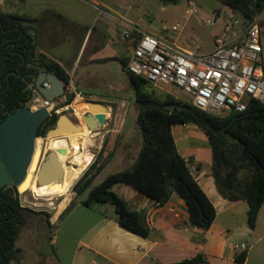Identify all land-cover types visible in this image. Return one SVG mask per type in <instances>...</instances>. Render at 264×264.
<instances>
[{"label":"trees","instance_id":"16d2710c","mask_svg":"<svg viewBox=\"0 0 264 264\" xmlns=\"http://www.w3.org/2000/svg\"><path fill=\"white\" fill-rule=\"evenodd\" d=\"M160 1L168 4L180 0ZM219 1L237 9L246 26L264 11V0ZM29 21H32L29 16L6 12L0 6V122L8 114L29 106L41 72H51L65 83L70 80V75L61 64L39 52L37 35L30 31ZM124 65L126 67L127 61ZM128 75L135 90L141 147L132 165L109 173L96 184L118 149L115 145L108 152L104 143L74 185L77 197L87 193L81 204L90 208L97 204H109L114 207L120 225L149 237L152 230L145 212L131 209L127 201L113 190L115 185L122 183L160 205L176 194L185 201L192 225L210 229L217 217L216 207L191 170V161L180 153L173 134L174 125L194 124L209 139L212 175L219 192L227 199L247 202L248 225L255 229L264 205V101L250 98L243 112L232 110L220 115L199 109L190 98L186 101L171 92L156 90L157 85L142 76L131 72ZM58 118V115L45 118L39 126L38 137H46ZM37 213L41 212L21 205L17 186L0 188V264L18 260L21 249L16 243L21 228L27 215ZM46 215L50 228L49 214ZM247 256L248 251L241 252L236 259L245 262ZM207 261V257L199 253L168 264H200Z\"/></svg>","mask_w":264,"mask_h":264},{"label":"crops","instance_id":"0c3cea01","mask_svg":"<svg viewBox=\"0 0 264 264\" xmlns=\"http://www.w3.org/2000/svg\"><path fill=\"white\" fill-rule=\"evenodd\" d=\"M138 1L0 0V6L6 12L32 18L29 21L32 28L30 31L37 35L39 52L64 67L70 79L88 97L89 102L85 103L99 102L104 105L108 109V120L114 113L122 114L121 117L125 118L131 106V92L128 99L120 98L118 92L128 88L135 93L124 65L135 47V40L125 39L123 36L126 24H137L143 30L162 37L160 30L152 23L146 25V22L141 23V18H133ZM99 9H103L105 13H101ZM218 40L214 48L202 52L214 51ZM234 41L237 40L229 42ZM38 98L39 101L43 100L42 96L38 95ZM82 108L83 106L78 109ZM78 109L76 108V114L83 120ZM90 113L96 116V112L90 110ZM173 134L180 153L191 161V170L216 207L217 217L211 228L205 230L193 226L185 201L176 194L167 203L160 205L133 187L120 183L113 190L127 201L131 209L145 212L152 230L150 236L144 237L120 225L115 209L109 204H97L91 208L83 205L87 209L84 213L89 223L76 238L77 249L81 254L77 259L74 257L70 264H168L199 253L208 259L206 263L200 264H251L252 255L249 250L245 262L236 259L241 252L235 249L238 244L231 241L239 229L243 230L249 240L255 237L256 228H250L247 221L248 204L244 200L227 199L219 192L212 175V150L210 162L203 163L202 148H207V135L194 124L174 125ZM192 135L202 143L187 146ZM179 142L184 148L180 147ZM115 145L116 143L108 147V151H112ZM128 148L129 146H125L117 149L99 177L103 175L104 178L109 174L107 170L114 160L119 161V170L132 165L136 156L131 155ZM77 203L81 204V199L55 213L50 219L51 225L59 221L73 206L76 208ZM263 209L264 205L259 220ZM58 240L57 234L53 241L57 243ZM45 263L54 264L48 257Z\"/></svg>","mask_w":264,"mask_h":264},{"label":"rangeland","instance_id":"374dc122","mask_svg":"<svg viewBox=\"0 0 264 264\" xmlns=\"http://www.w3.org/2000/svg\"><path fill=\"white\" fill-rule=\"evenodd\" d=\"M193 1L196 12L194 15L192 14L188 18H185L184 15L185 9L188 6V0H180L178 3L168 4H164L160 0H139L134 7L133 18L135 20L141 18V23L146 22V25L152 23L157 30H160V35L164 39L175 41L177 44L190 49L200 47L201 51L210 50L214 48L217 39L224 42L232 40H237L236 42L241 41V37L246 28V21L237 9L231 8L219 0ZM262 13L260 14L263 16L261 21L263 30L261 56L264 64V11ZM209 18L216 19V24L214 26L206 23ZM178 24L179 27L174 30L173 28ZM227 25L231 26V30L228 32L225 31ZM155 88L161 92H171L180 99L190 101L189 96L181 88L174 85L160 84L155 86ZM130 92L132 95V103L127 110L125 118L114 113V115L111 116V119L107 120L105 125L96 130H90L84 118L81 120L79 115L76 114L77 111L76 113L68 114L73 120H79L83 125V129L85 128V140H82L84 141L83 147L78 148L77 153H70L69 158L72 159L78 154L84 153L86 149H89V156L92 157L93 161L104 143L107 144V149L110 146L112 147L114 143H116L118 149H123L125 146H129L127 149L128 152L131 155L136 156L141 147L142 141L137 127L138 107L135 104V93L133 89L130 91L128 88H123L118 92V95L120 98L128 99V94H130ZM34 96L38 98V95ZM91 104L96 106L94 103ZM91 104L88 103V105ZM30 105L31 103L29 104V107ZM52 138L53 136L48 138L47 136L38 137L39 141L37 140V143H39L40 149L37 150V160L35 162L33 159V168H30L27 179L24 182L26 185L23 184V190L19 191L20 199H23V204H27V208L41 213L26 216V222L21 228V233L16 243V246L21 249L19 258L11 264H46V257H48L54 264H57L58 262L59 264H70L74 257L77 259L81 254L77 249L76 238L86 229L89 223V219L86 218V214L84 213V210L87 209L83 207L82 204L77 203L76 208L73 206L59 221L52 223L51 229L47 225L46 213L49 214V219H51L53 215L63 207L74 205L76 201L84 199L87 196L86 193L81 197H77L73 188L89 166L73 183L70 191L63 196H55L56 198L39 197L29 189L31 179L33 176H36L38 165L50 150L48 146L50 145V139ZM187 143H189L187 146H190L195 143H202V141L192 135ZM205 144L207 148H202L203 163H209L211 160V149H208L210 144L209 142H206ZM179 145L181 148H184L181 142H179ZM35 156L36 152L34 158ZM119 164L118 160H114L108 168L107 173L118 171L121 167ZM102 178L103 175L97 178L96 184L99 183ZM112 208L114 207L112 206ZM237 223L240 224V222ZM254 232V239L249 240L248 236L243 233V230L239 229L233 235L231 241L233 244L241 245V243H246L248 245L249 253L252 255L250 260L251 264H264V209L262 211L261 219L259 220L258 218ZM57 234L59 240L55 243L53 239Z\"/></svg>","mask_w":264,"mask_h":264},{"label":"built area","instance_id":"2783aa9c","mask_svg":"<svg viewBox=\"0 0 264 264\" xmlns=\"http://www.w3.org/2000/svg\"><path fill=\"white\" fill-rule=\"evenodd\" d=\"M105 13L103 9H99ZM196 12L193 0H188L185 18ZM263 14V13H262ZM262 15L249 23L239 42L218 40L214 51L204 53L200 47L185 49L175 41L147 32L137 24L128 23L123 31L125 39L135 40L126 70L142 76L154 85L171 84L181 88L201 110L224 115L229 111L243 112L246 101H264V64L262 60ZM214 26L216 19H207ZM179 24L173 29L176 30ZM231 30L227 25L225 31ZM65 83V82H64ZM45 87H49L47 81ZM35 95L41 96L36 88ZM77 102H89L85 92L70 79L56 98L42 101L34 96L30 107H46L49 116L76 113ZM21 205L23 199H20ZM240 252L248 251L247 244L236 245Z\"/></svg>","mask_w":264,"mask_h":264},{"label":"water","instance_id":"95a60500","mask_svg":"<svg viewBox=\"0 0 264 264\" xmlns=\"http://www.w3.org/2000/svg\"><path fill=\"white\" fill-rule=\"evenodd\" d=\"M45 81L49 83V87H45ZM64 87V81L48 71L41 72L36 80V88L41 96L47 99L59 96L64 91ZM94 104L102 108V113L93 116L87 112L84 115V120L92 131L106 124L108 112L101 103L94 102ZM48 116L46 107L33 109L25 106L8 114L0 122V188L15 185L21 191L20 186L28 175L36 150L39 126ZM82 131L81 122L73 120L68 113H65L59 116L56 125L48 131L47 138ZM71 176L72 171L65 174L56 151L49 150L38 165L36 183L37 186H41L52 182H62L65 177L70 179Z\"/></svg>","mask_w":264,"mask_h":264},{"label":"bare ground","instance_id":"6f19581e","mask_svg":"<svg viewBox=\"0 0 264 264\" xmlns=\"http://www.w3.org/2000/svg\"><path fill=\"white\" fill-rule=\"evenodd\" d=\"M83 108L80 110L81 115L84 117V115L89 112L90 110L92 112H96V115L99 113H102V108L101 107H96L92 105H88L85 102H77L75 104V108ZM92 106V107H91ZM122 115V114H121ZM108 117V115H106ZM81 132L78 133H67L63 134L60 136L53 137L50 139V145L48 146L50 150H55L59 160L62 163V166L65 170V174L67 172L72 171V176L70 179H67L65 177L64 181L62 182H52L49 184H44L41 186H37L36 183V176H33V178L30 181L29 189L32 190L36 196L39 197H57V196H63L67 192L70 191L73 183L80 177L82 172L91 164L92 162V157L89 156V149H86L84 153L78 154L77 156L73 157L72 159L69 158L70 153H77L78 148L83 147L84 141L85 140V128ZM82 134V135H79ZM39 141V140H38ZM86 142V141H85ZM37 149L35 150L36 156L33 159L36 162L37 157H38V151L40 149L39 143H36ZM91 144V142H90ZM35 155V153H34ZM32 159V162H33ZM30 168H33V165L31 163ZM30 172V169H29ZM28 172V174H29ZM28 176V175H27ZM27 179V177H26ZM25 179V181H26ZM24 181V182H25ZM25 184V183H23ZM23 184L20 186V189L23 190ZM26 185V184H25ZM24 185V186H25ZM55 197V198H56Z\"/></svg>","mask_w":264,"mask_h":264}]
</instances>
